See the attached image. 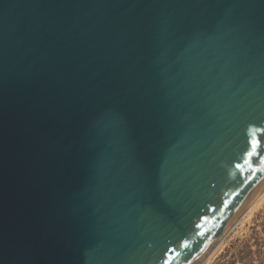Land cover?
<instances>
[{
  "label": "water",
  "instance_id": "obj_1",
  "mask_svg": "<svg viewBox=\"0 0 264 264\" xmlns=\"http://www.w3.org/2000/svg\"><path fill=\"white\" fill-rule=\"evenodd\" d=\"M258 129L264 0H0V264H201Z\"/></svg>",
  "mask_w": 264,
  "mask_h": 264
},
{
  "label": "rangeland",
  "instance_id": "obj_2",
  "mask_svg": "<svg viewBox=\"0 0 264 264\" xmlns=\"http://www.w3.org/2000/svg\"><path fill=\"white\" fill-rule=\"evenodd\" d=\"M203 264H264V199L247 219L227 231Z\"/></svg>",
  "mask_w": 264,
  "mask_h": 264
},
{
  "label": "bare ground",
  "instance_id": "obj_3",
  "mask_svg": "<svg viewBox=\"0 0 264 264\" xmlns=\"http://www.w3.org/2000/svg\"><path fill=\"white\" fill-rule=\"evenodd\" d=\"M263 199H264V187L255 195V197L250 201V203L244 208V210L240 213V215L237 217L235 222L243 221L247 219L251 215L253 210H255L261 204ZM223 236L213 245V247H211V249L208 251L207 255L205 256L201 264L207 262V260L211 257V255L217 248Z\"/></svg>",
  "mask_w": 264,
  "mask_h": 264
},
{
  "label": "snow or ice",
  "instance_id": "obj_4",
  "mask_svg": "<svg viewBox=\"0 0 264 264\" xmlns=\"http://www.w3.org/2000/svg\"><path fill=\"white\" fill-rule=\"evenodd\" d=\"M257 131H260V132L264 133V129H258ZM252 135H253L254 138L252 139L251 144H252L253 148H256L257 145L259 144V141L257 139H255V135H256L255 132H253ZM252 154H253L252 152L248 153L249 156H251ZM261 161L264 162V156L261 157ZM237 167H240V165H237ZM201 235H203V233H201ZM165 264H167L166 261H165Z\"/></svg>",
  "mask_w": 264,
  "mask_h": 264
}]
</instances>
